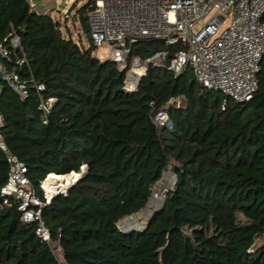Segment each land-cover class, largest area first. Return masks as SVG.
Wrapping results in <instances>:
<instances>
[{
    "label": "trees",
    "instance_id": "16d2710c",
    "mask_svg": "<svg viewBox=\"0 0 264 264\" xmlns=\"http://www.w3.org/2000/svg\"><path fill=\"white\" fill-rule=\"evenodd\" d=\"M73 21L87 47L65 37L60 21L32 11L27 0H0V45L10 56L0 64L44 86L37 92L29 83L22 100L0 83L6 147L0 191L7 154L24 164L42 201L39 184L48 175L72 185L41 209L61 259L36 236L34 224L22 221L18 201L4 203L0 193V264H264V57L257 91L241 104L206 90L191 70L174 77L149 68L128 93L125 72L95 57L85 5ZM12 33L19 50L9 47ZM179 49L137 43L130 59ZM22 53L27 65L19 68ZM48 99L55 103L44 124L39 104ZM159 111L171 129L155 124ZM167 170L176 175L175 187L145 230L121 233L117 224L147 208Z\"/></svg>",
    "mask_w": 264,
    "mask_h": 264
},
{
    "label": "built area",
    "instance_id": "2783aa9c",
    "mask_svg": "<svg viewBox=\"0 0 264 264\" xmlns=\"http://www.w3.org/2000/svg\"><path fill=\"white\" fill-rule=\"evenodd\" d=\"M30 9L36 13L34 0H27ZM58 4L60 0H57ZM77 0H65L66 7L59 5L42 12L59 20L75 17ZM86 23L95 57L108 60L125 72L122 90L136 92L140 80L149 68L164 70L178 77L191 70L194 79L206 90L223 95L236 103L248 102L257 91L256 75L264 57V0H87ZM60 21V20H59ZM62 22V21H61ZM160 41L165 47H180L172 54L168 50L154 51L151 56L130 59L132 46L137 43ZM12 50L20 49L19 37L12 33L8 40ZM102 51L96 54V51ZM0 58L10 61L9 52L0 45ZM103 58V59H102ZM15 64L21 68L27 65L24 54ZM4 81L22 100L27 98L29 83L37 92H43L42 84L33 80H21L14 71L0 64V83ZM173 102L172 99L169 103ZM55 103L54 99L41 101L39 110L43 123ZM157 126L171 129L165 111L154 115ZM2 120L0 117V130ZM0 150L6 147L0 132ZM9 166L8 179L1 188L4 203L8 197L17 201V210L25 224H34L35 234L51 245V250L61 259L58 242H50V233L41 218V209L60 194H66L60 187L48 196L39 184L44 201L29 187L26 167L12 155H6ZM83 171V169H82ZM176 175L171 170L152 189L149 205L139 216L120 221L117 229L121 233L141 232L153 213L160 209L167 191L175 187ZM60 189V190H58Z\"/></svg>",
    "mask_w": 264,
    "mask_h": 264
},
{
    "label": "rangeland",
    "instance_id": "374dc122",
    "mask_svg": "<svg viewBox=\"0 0 264 264\" xmlns=\"http://www.w3.org/2000/svg\"><path fill=\"white\" fill-rule=\"evenodd\" d=\"M87 0H77L76 2V9H79L81 6H83L86 3ZM34 4L37 8V11L42 13V8L40 9L39 7H41L43 4V7H51V9H53L56 5L61 8L66 7L65 5V0H60V3L58 4L57 0H34ZM50 9V10H51ZM56 18L59 17L60 22L63 24V33L65 35V37L67 38H72L75 42L77 43H82V45H84L85 47L88 46L89 44V40L87 38V36L83 33L82 28L80 27L79 22H74L73 18L70 20H62L59 12L58 13H54L53 14ZM58 20V21H59ZM96 54H101L103 57V52L100 51H96ZM103 59V58H102ZM80 178V174H78L77 179ZM58 183L60 184V188L65 187L66 185H70V184H66L63 182V180L61 179V181H58ZM72 185L67 186V188L69 189ZM60 190V189H58ZM62 191L67 192V189L64 188Z\"/></svg>",
    "mask_w": 264,
    "mask_h": 264
},
{
    "label": "bare ground",
    "instance_id": "6f19581e",
    "mask_svg": "<svg viewBox=\"0 0 264 264\" xmlns=\"http://www.w3.org/2000/svg\"><path fill=\"white\" fill-rule=\"evenodd\" d=\"M52 175L53 176H51V174L48 175L47 179L43 183V188L45 189L48 196H50L56 190L57 187H60V184L58 183V181H60L59 177L54 174ZM67 186L70 185H66L65 187L62 186L61 190H63L64 188L68 190Z\"/></svg>",
    "mask_w": 264,
    "mask_h": 264
},
{
    "label": "crops",
    "instance_id": "0c3cea01",
    "mask_svg": "<svg viewBox=\"0 0 264 264\" xmlns=\"http://www.w3.org/2000/svg\"><path fill=\"white\" fill-rule=\"evenodd\" d=\"M44 5V4H43ZM43 5L41 6V7H39L40 9L42 8L43 10H42V12H44V11H48V10H50L51 9V7H43Z\"/></svg>",
    "mask_w": 264,
    "mask_h": 264
},
{
    "label": "water",
    "instance_id": "95a60500",
    "mask_svg": "<svg viewBox=\"0 0 264 264\" xmlns=\"http://www.w3.org/2000/svg\"><path fill=\"white\" fill-rule=\"evenodd\" d=\"M153 52H154V51H150V52L148 53V56H151V55L153 54ZM82 172H86V169H83Z\"/></svg>",
    "mask_w": 264,
    "mask_h": 264
}]
</instances>
